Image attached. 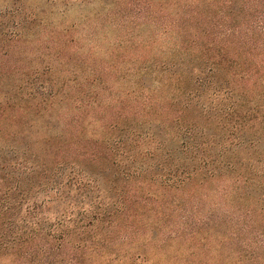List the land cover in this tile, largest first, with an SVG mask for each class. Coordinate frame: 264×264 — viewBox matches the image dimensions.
Returning <instances> with one entry per match:
<instances>
[{
  "label": "rangeland",
  "instance_id": "obj_1",
  "mask_svg": "<svg viewBox=\"0 0 264 264\" xmlns=\"http://www.w3.org/2000/svg\"><path fill=\"white\" fill-rule=\"evenodd\" d=\"M145 1L0 0V212L8 205L7 199H3L5 194H24L33 185L34 192H40L37 202L43 203L42 211L49 210L48 222L58 221L55 208L49 207L54 204H45L44 189L48 178L49 182L56 178L58 165L68 162L64 157L72 155L74 160L68 159L69 162L84 166L85 162L77 159L82 152L94 150L97 156H105L106 151L115 152L119 138L135 161L143 160L146 166L156 157V132L150 129L154 115L144 124L147 118L143 117L146 113L141 111V103L135 96L126 94L130 83L127 70L137 64L135 55L129 52L134 49L141 52L140 47L150 34L141 29L130 31V24L125 25L121 20L133 23L140 20ZM143 16L151 15L146 12ZM130 43L137 47L129 49ZM66 79L72 80L66 96L68 106L59 94L46 101L44 97L62 88ZM48 82L54 91H40L39 99H32L38 97L33 91ZM259 88L254 91L257 93ZM211 91L205 97H211ZM85 94L95 102H89ZM220 96L226 99L227 94ZM75 98L83 104L89 103L81 109L73 103ZM257 102L262 103V98ZM118 103L120 106L115 108ZM178 103L176 112L162 117V121L170 125L180 148V126L176 123L183 105ZM107 105L112 106L111 117H119L115 128L110 123ZM69 107L72 111H83L72 114L70 121ZM241 112L231 119L237 129L245 126L248 139L253 142L240 144L244 150L233 149L223 160L233 163L241 160L251 163L262 157L264 160V142L261 143L264 131L258 130L264 125V112L253 115L255 120L248 123L249 119L245 124L240 122ZM184 115L196 125L206 126V118L193 119L187 112ZM80 120L81 126L76 127ZM162 121H155L160 122L159 130L165 127ZM216 124L220 128L219 122ZM224 124L226 139L220 144H238L239 133L231 129L232 121ZM207 143L211 144L210 139ZM220 147L218 144L217 148ZM28 156L36 157L42 167L33 171V165L26 161ZM259 166L255 172L262 176L263 169ZM100 172L98 169L93 175ZM201 172L195 171V178L190 180L194 182L177 190L164 191L158 184L149 188L138 178L129 181L135 183L137 191L142 189L152 194L146 209L137 208L142 220L122 221L120 229L109 228L105 235L92 239L91 254L86 256L85 264H264V222L257 218L260 209L242 198L244 189L237 185L244 179L239 176L242 171L226 168L225 175L198 188L202 183ZM260 190L264 192V187ZM155 209L162 213V218L155 216ZM3 235L8 239L0 231V237ZM81 237L69 231L70 243ZM97 242L103 244V249ZM67 250L74 253V249ZM16 257L9 249L0 247V264H19L21 261ZM64 259L62 264H72L68 255ZM76 260L81 262L80 258Z\"/></svg>",
  "mask_w": 264,
  "mask_h": 264
},
{
  "label": "trees",
  "instance_id": "obj_2",
  "mask_svg": "<svg viewBox=\"0 0 264 264\" xmlns=\"http://www.w3.org/2000/svg\"><path fill=\"white\" fill-rule=\"evenodd\" d=\"M184 1L162 3L147 0L140 20L135 23L121 20L125 25L130 24V31L141 29L150 34L140 47L141 52L134 49L137 44L127 45L134 49L129 54L135 55L137 64L127 70L130 83L126 94L135 96L141 103V111L146 113L143 117L147 118L144 124L149 123L154 115L150 129L156 132V157L150 159L146 166L141 162L143 160L135 161L137 159L126 153L130 150H126L119 138L115 142V152L106 151L105 156H97L98 152H92L94 150L82 152L77 159L85 162L84 166L69 162L74 160L72 155L62 158L68 162L58 165L56 178L50 182L48 178L44 189L47 194L45 204H54L49 207L55 208V219L58 220L55 223L48 222L50 219L46 215L49 210L42 211L43 203L38 204L40 192H34L35 186L26 189L24 194H5L3 199H7L8 205L0 212V231L5 232L8 239L1 236L0 247L15 254L17 261H21L19 264H62L67 255L70 263L85 264L86 256L91 254L92 239L105 235L109 228L120 229L122 221L142 220L137 208L146 209L152 194L142 189L137 191L135 183L129 182L136 178L149 188L158 184L162 190L169 191L194 182L190 180L195 178L193 173L198 169L202 170V183L196 186L198 188L225 175L226 168L242 171L239 176L244 179L237 184L244 189L242 198L260 209L257 218L264 222V192L260 190L264 187L263 157L251 163L223 160L224 155L233 149L244 150L240 144L253 142L248 139L245 126L237 129L231 117L235 118L241 110L240 122L245 124L249 119L248 123L255 120L253 115L264 112V0ZM146 12L151 16L143 18ZM70 82L72 80H64L63 87L57 91L48 82L33 91L38 97L31 98L39 99V95L51 89L54 93L49 92L44 99L48 101L59 94L68 106L69 97L66 96L72 87ZM258 87L256 93L254 90ZM210 90L211 97H205ZM219 92L227 94L226 99ZM85 95L89 102H95L94 98ZM261 98L262 103H256ZM89 102L83 104L79 99L73 100L81 109ZM177 102L183 105L176 123L180 126V148L170 125L162 121V117L176 112ZM119 103L114 107H119ZM69 109L67 116L70 121L72 114L79 115L83 111ZM107 109L110 123L117 124L119 117L115 114L111 117L112 106L107 105ZM184 112L193 119L206 118V128L191 122ZM126 115L131 114L123 116ZM155 121H162L165 127L159 130L160 122ZM227 121H232L231 129L239 133L238 144H220L226 139L223 130ZM218 122L220 128L217 127ZM81 123L82 120L76 127ZM109 125H105V129H109ZM128 129L132 130V127ZM258 130L264 131V125ZM209 139L211 144L207 143ZM215 141L221 146L219 149L218 144H212ZM3 161L9 160L3 158ZM26 161L33 165V171L42 167L34 156H28ZM242 163L243 166L240 165ZM257 164L262 165L258 167L263 169L260 172L262 176L255 172ZM98 169L100 174L93 175ZM154 214L162 218V213L156 209ZM69 231H75L76 236L82 237L72 244L68 240ZM131 233L137 236L136 231ZM100 245L103 249V244ZM68 248L74 249V253ZM78 258L81 262H77Z\"/></svg>",
  "mask_w": 264,
  "mask_h": 264
}]
</instances>
